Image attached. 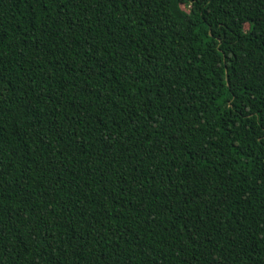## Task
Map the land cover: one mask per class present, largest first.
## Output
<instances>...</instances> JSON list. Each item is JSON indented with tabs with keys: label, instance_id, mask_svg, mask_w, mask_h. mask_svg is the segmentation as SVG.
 <instances>
[{
	"label": "trees",
	"instance_id": "1",
	"mask_svg": "<svg viewBox=\"0 0 264 264\" xmlns=\"http://www.w3.org/2000/svg\"><path fill=\"white\" fill-rule=\"evenodd\" d=\"M0 264H264V0H0Z\"/></svg>",
	"mask_w": 264,
	"mask_h": 264
},
{
	"label": "rangeland",
	"instance_id": "2",
	"mask_svg": "<svg viewBox=\"0 0 264 264\" xmlns=\"http://www.w3.org/2000/svg\"><path fill=\"white\" fill-rule=\"evenodd\" d=\"M175 11H176V12H179V11H180V7L177 6V7L175 8Z\"/></svg>",
	"mask_w": 264,
	"mask_h": 264
}]
</instances>
